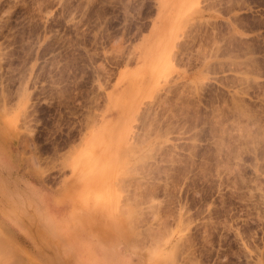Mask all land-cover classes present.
<instances>
[{
  "label": "rangeland",
  "instance_id": "374dc122",
  "mask_svg": "<svg viewBox=\"0 0 264 264\" xmlns=\"http://www.w3.org/2000/svg\"><path fill=\"white\" fill-rule=\"evenodd\" d=\"M0 264H264V0H0Z\"/></svg>",
  "mask_w": 264,
  "mask_h": 264
},
{
  "label": "bare ground",
  "instance_id": "6f19581e",
  "mask_svg": "<svg viewBox=\"0 0 264 264\" xmlns=\"http://www.w3.org/2000/svg\"><path fill=\"white\" fill-rule=\"evenodd\" d=\"M133 247V246H132ZM173 251V250H172Z\"/></svg>",
  "mask_w": 264,
  "mask_h": 264
}]
</instances>
